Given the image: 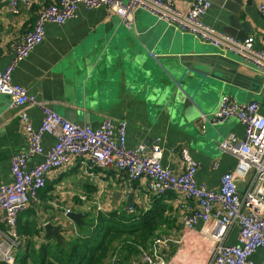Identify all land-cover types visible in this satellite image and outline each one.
I'll return each instance as SVG.
<instances>
[{"label": "crops", "instance_id": "obj_1", "mask_svg": "<svg viewBox=\"0 0 264 264\" xmlns=\"http://www.w3.org/2000/svg\"><path fill=\"white\" fill-rule=\"evenodd\" d=\"M56 1L38 0L33 7L22 8L19 14L11 13L8 5L0 1V70L11 64L15 47L27 32L33 30L39 12ZM261 1L212 0L203 24L216 34L237 42L254 37L253 48L260 51L263 45L258 39L264 36V15L258 9ZM194 2L176 0L175 8L186 13ZM213 53H218L214 46L175 31L145 11L136 13L133 29L127 30L107 9L81 7L77 17L65 25H46L45 39L16 68L13 81L80 127L96 129L105 119L115 124L126 122L128 148L144 146L151 151L153 147H159L163 166L176 174H181L185 168L180 151L188 150L199 164L197 182L216 189L221 177L237 168L236 159L223 153L220 145L230 136L242 140L245 131L236 118L219 125L211 124L208 118L218 111L224 96L239 103L257 102L259 113L264 117V85L257 88V93L239 88L218 91L213 77L220 72L215 70L214 60L210 57ZM186 56L203 61L191 62L185 60ZM187 64L206 73L205 76L194 72L192 75L186 70ZM193 76L205 82L199 80L204 84L196 88V92L200 91L194 96L197 100L186 101L182 92L170 94L160 105L152 99L153 91L171 79ZM187 102L190 105L185 109ZM22 111L28 114L35 128L41 125L43 114L38 108H15L10 97L0 95V187L12 183V157L28 149L21 122ZM204 116L206 122H203ZM54 143L53 136H44L45 149H51ZM40 161L37 156L29 158V168ZM215 163L217 168H214ZM90 173L95 175L90 177ZM86 176L93 182L87 181ZM48 180H51L50 186L46 184L37 203L25 211L26 220L39 226L46 223L62 225V239L67 232L80 233L85 215L98 211L97 203L103 211L133 212L147 210L155 201L146 181L130 182L124 173L98 168L87 159L73 160L64 169L53 172ZM238 183L243 191L244 181L238 180ZM128 193L133 194L131 205L127 201ZM163 202L168 204L170 211L161 235L184 242L181 245L175 243L166 255L177 256L180 264H191V259H195L192 253L198 235L183 231L181 221L186 211L178 195L168 194ZM67 210L83 215L80 226L65 221ZM74 224L77 227L72 229ZM4 234H9V229L0 215V237ZM41 241L39 239V243ZM233 242H236L235 238ZM190 243L194 246L188 251Z\"/></svg>", "mask_w": 264, "mask_h": 264}, {"label": "built area", "instance_id": "obj_2", "mask_svg": "<svg viewBox=\"0 0 264 264\" xmlns=\"http://www.w3.org/2000/svg\"><path fill=\"white\" fill-rule=\"evenodd\" d=\"M0 1L8 5L11 13L19 14L22 8H31L38 0ZM175 2L176 0H58L39 12L33 30L27 32L23 41L15 47V57L11 64L0 70V95L10 97L15 108H38L43 114V121L35 128L28 114L21 112L28 149L12 157V183L0 187V215L9 229V234L0 237L1 262L16 264L15 251L20 245L17 232L20 215L37 203L39 193L46 188L49 176L80 158L87 159L101 169L120 171L130 182L146 181L149 192L155 196L178 195L186 211L181 221L182 229L188 234L196 232L199 238L193 254L195 259H191V264H264V117L259 113L257 102L239 103L230 96H224L218 111L208 118L213 125L236 118L245 131L242 140L230 136L221 143V151L236 159L237 168L225 173L220 179L219 187L211 189L197 182L199 164L188 150L181 149L180 155L185 168L181 174H176L163 166L162 150L159 147H153L151 151H147L144 146L128 148L126 122L115 124L112 120L105 119L96 129L80 127L61 117L38 101L25 87L13 81L16 68L45 39L46 25H65L77 17L81 7L87 10L107 9L120 19L127 30L133 29L136 13L145 11L175 31L193 36L226 53H251L255 59L247 56V60L264 72V36L258 39L263 48L255 50L254 37L243 43L237 42L216 34L203 24V17L211 8L212 0H195L186 13L179 12L175 8ZM258 9L264 15V0L260 2ZM205 117L203 122L207 121ZM45 135L55 138V143L49 150L43 146ZM33 156L40 157L41 161L29 168L28 160ZM217 167L218 164L215 163L214 168ZM94 175L89 174L90 177ZM238 180L245 183L243 191L240 190ZM96 209L103 211L104 208L97 203ZM68 214H71V210H67L64 215ZM234 238L236 242H233ZM175 243L181 245L184 242H175L170 236L155 239L142 252L138 264H180L177 256L166 255ZM193 246L192 243L189 244V247ZM204 246H208L209 258L201 261ZM116 260L113 259L112 264H118Z\"/></svg>", "mask_w": 264, "mask_h": 264}, {"label": "trees", "instance_id": "obj_3", "mask_svg": "<svg viewBox=\"0 0 264 264\" xmlns=\"http://www.w3.org/2000/svg\"><path fill=\"white\" fill-rule=\"evenodd\" d=\"M166 195L155 196L153 206L147 210L86 214L80 233L63 238L61 243L46 239L44 227L38 223L29 219L22 222L19 218L16 264H112L113 259L118 264H137L142 252L161 237L170 211L163 202ZM39 239L43 241L39 243Z\"/></svg>", "mask_w": 264, "mask_h": 264}, {"label": "water", "instance_id": "obj_4", "mask_svg": "<svg viewBox=\"0 0 264 264\" xmlns=\"http://www.w3.org/2000/svg\"><path fill=\"white\" fill-rule=\"evenodd\" d=\"M250 1V0H248ZM243 43V42H242ZM218 50V53H213L210 57L214 60V67L215 70L220 72L219 75H214L216 78V88L218 91L220 89H229L230 91H234L236 88L244 89L247 92L251 93H257V88L259 86L264 85V72L258 70L254 64L250 61H248L247 56L249 58H254L255 56L251 53H244L245 55L235 53V52H229L226 53L220 48H216ZM187 58L185 60H191L196 61L200 60L203 61V59H195L194 56H186ZM186 70L189 72H194L200 75L206 74L201 73V71L193 68L192 64H187ZM199 71V72H198ZM193 75V73H192ZM205 76V75H203ZM199 78L191 77L190 79L182 78V79H171V81L167 84H163L162 87L158 90L153 91L152 99L156 101L159 105L164 103L167 98H169L170 94L172 93H180L185 97V100H189L193 102L194 100H197L196 97L197 94L200 93L196 92L197 86L199 84H204L205 82H200ZM207 87V86H206ZM229 91V92H230ZM189 102L186 103L185 109L189 106ZM174 114L178 113L176 111H173ZM172 112V113H173ZM133 194L128 193L127 194V201L131 205ZM66 218L69 219L71 222L76 223L77 225L82 224L83 215L71 213L66 215ZM46 239H56L59 243L63 242L62 239V230L63 226H54L50 223H47L44 226Z\"/></svg>", "mask_w": 264, "mask_h": 264}, {"label": "rangeland", "instance_id": "obj_5", "mask_svg": "<svg viewBox=\"0 0 264 264\" xmlns=\"http://www.w3.org/2000/svg\"><path fill=\"white\" fill-rule=\"evenodd\" d=\"M88 176V175H87ZM86 176V177H87ZM88 178V177H87ZM87 181H89V182H93V180H92V178H88L87 179ZM50 184H51V180H48L47 181V185H49L50 186ZM65 216V215H64ZM25 219H26V214L25 213H23V214H21L20 215V220H22V222H24L25 221ZM65 221H70L69 219H67L66 218V216H65ZM88 220V219H87ZM71 222V221H70ZM77 226L74 224V225H72V229H75ZM75 233H74V230L71 232H67V234H65V238H69V237H72L73 235H74ZM161 237H163L162 235H161ZM165 237H167V236H165ZM205 244V243H204ZM208 247V246H207ZM207 247H205L204 246V252H203V255H202V257H201V261H205L206 259H208L209 258V250H207L208 248ZM190 248H192V247H189L188 248V251L190 250ZM192 254H194V253H192ZM191 254V255H192Z\"/></svg>", "mask_w": 264, "mask_h": 264}]
</instances>
